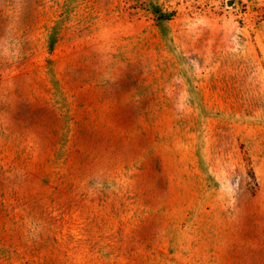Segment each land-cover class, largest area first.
I'll use <instances>...</instances> for the list:
<instances>
[{"label":"rangeland","instance_id":"rangeland-1","mask_svg":"<svg viewBox=\"0 0 264 264\" xmlns=\"http://www.w3.org/2000/svg\"><path fill=\"white\" fill-rule=\"evenodd\" d=\"M0 264H264V0H0Z\"/></svg>","mask_w":264,"mask_h":264}]
</instances>
